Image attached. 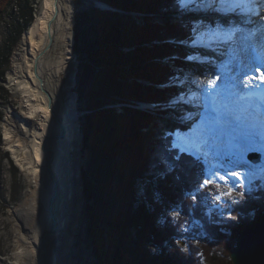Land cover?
<instances>
[{
	"label": "trees",
	"instance_id": "16d2710c",
	"mask_svg": "<svg viewBox=\"0 0 264 264\" xmlns=\"http://www.w3.org/2000/svg\"><path fill=\"white\" fill-rule=\"evenodd\" d=\"M101 1L116 11L79 12L74 30L78 92L90 111L84 115L83 149L90 156L83 177L85 194L92 200L89 230L99 263L203 264L204 259L211 264H233L230 254L238 234L264 216V188L234 204L238 222L233 217L224 220L232 232L220 233V218L209 221L206 207L189 193L205 178L201 161L175 148L170 139H157L153 148L145 147L149 138L143 128L154 119L146 111L123 106L124 112L118 114L107 107L121 101L131 104L132 98L155 102L174 95L173 90L160 91L154 84L174 75L160 61L190 66L182 44L191 38V26L152 24L146 18L138 24L117 10L172 11L181 8L180 0ZM13 5L19 6L21 16L0 46V90L12 52L34 17L32 0H0V26ZM126 47L131 51H124ZM171 205L183 208L185 220L197 226L194 233H207V244L196 246L187 240L189 248L183 249L180 240L188 233L183 231V221L176 225L167 218L164 211ZM239 211L244 218L237 215Z\"/></svg>",
	"mask_w": 264,
	"mask_h": 264
},
{
	"label": "bare ground",
	"instance_id": "6f19581e",
	"mask_svg": "<svg viewBox=\"0 0 264 264\" xmlns=\"http://www.w3.org/2000/svg\"><path fill=\"white\" fill-rule=\"evenodd\" d=\"M197 1L199 0H195L194 3L192 0L183 1L186 8L181 11L182 19L195 21V16L192 15L193 11L189 7L195 6L199 10L200 5L197 4ZM217 1L215 0L214 3L213 0H209L213 5H216ZM33 2L35 5L34 17L14 48L12 63L7 75L8 80L6 79L7 87L11 89L21 108L19 112L9 111L7 114L4 121L5 145L7 150L12 153L15 164L29 181L27 195H24L25 198L10 210V217L15 221L17 228L16 247L10 264H73L68 256L80 211L76 207V203L80 193L78 174L80 173V153H82L81 116L75 95H73L76 69L73 64L71 48L76 10L74 0H34ZM177 20L174 19V22ZM196 20L199 33L201 35L204 33L206 36L200 35L197 41L190 42V44H197L194 47L210 54L212 61H209V55L208 58L203 56H200V59L196 58L197 63L201 61V71L203 69L207 75L205 79H201L202 77L199 79L194 75L189 76V73L188 76L177 75V82L182 88H185L183 89L186 91L184 94L189 98L185 100L194 98L195 104L192 103L194 106H189V108H196L201 102L198 100V93L202 88L201 85H204V80L209 79V84H212L213 81L218 82L227 98L231 96L232 84L239 86L242 83V79L238 81L233 75L235 71L231 70L236 65L238 66L234 60L236 59L235 53L231 55L224 45L215 44L220 40L205 33L212 28L211 23L207 25L208 23L202 16ZM216 23L221 26L220 21L213 20V26ZM234 26L232 23L230 27ZM208 37L214 42L212 43ZM190 39H194V37ZM221 52L226 54L223 56ZM214 53L215 55H213ZM203 60L205 61L204 67L202 66ZM206 62L209 65H206ZM170 64L174 69L177 61ZM195 70L197 69L192 72L194 71V74L197 75ZM174 71L177 73V70L174 69ZM237 73H241L240 70ZM170 97H173V94ZM228 100L223 101L221 105H226ZM158 106H162V110L159 111L157 108L156 112L162 115L167 114L170 117L168 118L169 124L173 122L172 125L175 126L183 122L184 126L175 128L176 131L183 134V144L188 141L191 144L190 141H194L192 146L195 148V153L198 154L202 151L206 158L208 157L206 151L210 154L216 152L222 157L230 152L236 158L240 151L241 154L245 153L241 156L243 161L246 152L250 151L249 148L255 146L254 136L258 141L262 140L255 133L244 134V127L250 126L246 114L241 113L240 115L242 126L239 129H233L230 127L232 117L223 115L225 118L223 121L219 117V111H215L213 117L207 111L199 121L202 125L196 129L198 133L196 134L194 128L193 134H186V130L191 129V121L184 122L182 117L178 118L177 115H180L179 111H186L185 109L188 107L173 101L167 105L166 109L163 104H158ZM112 109L114 110V108ZM192 111L190 109L189 112ZM189 112L186 114H191ZM262 122L264 119L256 116L251 119L250 128H255V132H264ZM200 132L211 134L208 139L212 142L211 145L204 146L203 143L199 145L198 137L202 136ZM149 133L146 135L148 136ZM150 136L151 134L145 141V147H150L153 143ZM167 136L168 133H165L163 138L165 139ZM219 140H223L224 143ZM45 142L49 151L42 148ZM240 143L245 144L248 148L241 147ZM149 144L151 145L149 146ZM198 145L202 147L200 152ZM51 151L54 153V159L50 165V171L47 165L52 156ZM260 153L261 161L259 163L251 162L254 169H250L244 162L238 163V167L250 170V175L264 177L263 147ZM209 162L215 163L216 159L211 156ZM235 166L237 167L236 164ZM220 167V170L225 169L224 166ZM234 179L237 177L234 176ZM256 179L259 178L255 177L251 180ZM54 194H56V198L51 207L50 199ZM205 211V217L209 221L212 220L213 215L207 207L204 214ZM52 214L54 218H52ZM230 214L232 215L233 211L230 210ZM44 236L47 237L45 244L43 243Z\"/></svg>",
	"mask_w": 264,
	"mask_h": 264
},
{
	"label": "rangeland",
	"instance_id": "374dc122",
	"mask_svg": "<svg viewBox=\"0 0 264 264\" xmlns=\"http://www.w3.org/2000/svg\"><path fill=\"white\" fill-rule=\"evenodd\" d=\"M34 0H32L33 2ZM101 1V0H99ZM184 0H180L181 2V8L176 9L177 14L175 10H168L164 8L163 10H157L156 8L151 9L150 11H147V14H142L144 10H132V11H121L120 14H125V16H130L132 19L136 20L138 24H140V20H144L145 18L150 23H159L161 25L170 23H175L174 19H177L181 15V11H183L185 7ZM103 2V1H102ZM106 3V2H104ZM107 4V3H106ZM34 5V2H33ZM35 6V5H34ZM74 6H75V16L79 12H83L85 10L89 11L93 8L101 9L103 11H116L111 5H106V8H98L96 6V0H74ZM183 7V8H182ZM169 12V13H168ZM175 12V15L173 14ZM145 15V16H138V15ZM21 16V11L19 10V6L13 5L8 13L5 15L4 20L0 26V46L4 45L5 40L10 34V29L14 27L15 24H17L18 19ZM203 18H207L208 20L209 16H203ZM190 22H187L190 24L191 27L197 28V24L194 22V20H190ZM76 22V21H75ZM184 22L183 20H177L176 23ZM211 22H208L207 25H209ZM194 24V25H193ZM189 26V27H190ZM192 30L193 36L195 41L198 40V37L200 36L198 28L195 31ZM75 23H74V29H73V39L71 43V48L73 52V64L75 65V84L73 86V95H75V101L78 106V111L81 113L80 118V131H81V143L83 146V143L85 142L84 139V115L89 110L85 109V103L86 100L84 98H80L79 92H78V80H77V73H78V62L79 57L74 51V43H75ZM20 40V39H19ZM188 40V39H187ZM169 43H174L173 41H170ZM175 44V43H174ZM183 47H185V54H187V59L185 60L187 64H189L190 68L189 76H196L197 78L202 77L201 79H205L207 75L205 74V71L202 69L201 71V61L197 63L196 58L200 59V56H203L205 58H208L209 55V61L211 60V55L206 54V51L199 50L198 48L194 47L190 44L189 41H185V44H182ZM16 47V46H15ZM228 50V49H227ZM14 51V50H13ZM126 52H130V47H126L124 49ZM205 52V53H204ZM231 55H234L235 52L228 51ZM13 53V52H12ZM226 53L221 52V55H225ZM215 55V53L213 54ZM191 57V59H189ZM12 60V55H11ZM212 61V60H211ZM222 61V60H221ZM161 64L166 68H172L173 65L170 64L168 60L160 61ZM204 60L202 62V66L204 67ZM10 64L8 65L6 69V79L8 80V70L10 69ZM206 65H209L208 62H206ZM219 65V64H217ZM193 68H196L194 74ZM181 71V70H180ZM182 72V71H181ZM181 76L183 74L174 72V75L171 83L167 84L168 88L172 87L173 83H176L178 76ZM188 76V74H187ZM204 83H207L206 80H204ZM3 89L0 90V264H10L12 261L13 252L15 250V244H16V238H17V228L15 221L10 217V210L11 208L17 206L27 195L28 189H29V181L27 177L22 173L21 169L18 167V165L15 164V160L13 158V155L10 151L7 150L5 145V135H4V121L7 117V114L9 111H20V104L18 101L14 98L11 89H9L6 85V80L2 83ZM163 85V82L155 83L154 87L155 89L163 88L161 87ZM77 94V95H76ZM180 94H176L175 97H170V100L166 102V104L170 103V101H173L178 98ZM130 99V98H129ZM127 98V101L131 100V104L133 108H139L140 110L147 111L148 114L152 115L154 119L152 122L145 126L143 128L144 133L153 132L151 134L150 139L153 140L152 145L153 148L154 144L157 139H163V131H166L167 127L170 128L171 124L169 119V116L167 114L162 115L157 111V108L159 111L162 110V106H156L155 102H147L144 100H137V99H130ZM167 99L159 100L162 103L165 104V101ZM144 103L147 104L145 109L140 108L139 104ZM123 106H127V102L120 103H113L109 105V108H115L118 112V114L123 113L124 109ZM165 106V105H164ZM151 107V108H148ZM176 108V107H175ZM163 113V112H162ZM167 125V126H166ZM169 125V126H168ZM178 126H182L181 123L177 124ZM165 127V128H164ZM179 129V128H178ZM161 130V131H160ZM169 131V129L167 130ZM178 135L181 133L177 132ZM149 138V135L147 136ZM81 146L80 153V163H79V198L76 203V207H78L79 211V217H78V223L76 224V230L74 232V237L72 238V244L70 247V255L69 260L72 261L73 264H100L93 247V241L92 237L90 235V227H91V217H90V205L92 204V200L86 196L85 194V182L83 177V172L85 170L86 172V165L89 160L90 153L87 150H84ZM174 147H178V143H174ZM149 148V147H147ZM146 148V149H147ZM178 149V148H177ZM239 151V150H238ZM205 153L208 154L209 158H206L204 156V159H200L201 163L204 166V172H205V178L203 179V182L199 186H195L191 189L190 196L193 201L199 202L203 207H207V209L214 214L215 216L219 217L222 221L221 226L219 227V232L222 234H231L232 230L228 227L225 228L224 224H226L225 221L231 220L233 218L237 219V216L233 213L230 214V210L233 211L235 208L236 203L242 201L246 195L252 194L253 191L258 190L259 188H264V177L262 176H256L255 174H249L251 173L250 170L244 168V167H238L241 163V156L245 155L241 154L240 151L237 154V158L230 157L232 163L228 161V159H225L221 155L215 153H211L206 151ZM230 152H228L229 154ZM213 156L216 159V162L213 163V165L209 162L210 157ZM224 163V164H223ZM239 163V164H238ZM237 165V167L235 166ZM224 166V170H220L221 167ZM220 168V169H219ZM234 173H237L238 175H234ZM234 176L237 177V179H234ZM255 177L259 178V183L253 184V185H247L245 182L247 180L255 179ZM240 186V188H239ZM202 192L203 195H202ZM229 193H231L229 195ZM25 195V196H24ZM259 209V208H258ZM217 210V211H215ZM183 208L180 206L178 207H172V205L167 208L164 212L167 215V218L173 221L174 224L178 225L183 221V231L188 235L185 236L183 239H181L180 245L183 247V249L189 248L187 240L192 244H195L196 246H201L202 244H207L204 239H210L207 236V233H194L193 228H197V226L192 223L189 224L188 220H185V214L183 212ZM221 212V213H219ZM256 212V209H252L249 211L251 216H253ZM206 215V211H205ZM238 216L244 218L245 214L242 212H238ZM233 217V218H232ZM219 220V221H220ZM225 220V221H224ZM224 222V223H223ZM238 222V219L236 220ZM193 229V230H192ZM207 237V238H206ZM151 248V247H149ZM203 264H211L210 262L203 259Z\"/></svg>",
	"mask_w": 264,
	"mask_h": 264
},
{
	"label": "water",
	"instance_id": "95a60500",
	"mask_svg": "<svg viewBox=\"0 0 264 264\" xmlns=\"http://www.w3.org/2000/svg\"><path fill=\"white\" fill-rule=\"evenodd\" d=\"M106 3L96 0L98 8H106ZM77 95V94H76ZM81 115V113H79ZM43 150H50L43 143ZM48 162V169L51 171V163L54 159V153ZM250 159L253 163H259L261 156L259 153H251ZM56 198V194L50 199L52 204ZM52 218H54L52 214ZM56 223V221H54ZM46 236H44L43 243L45 244ZM230 258L233 264H264V216L256 223L246 226L237 236L236 244L231 251Z\"/></svg>",
	"mask_w": 264,
	"mask_h": 264
},
{
	"label": "snow or ice",
	"instance_id": "6c2138e0",
	"mask_svg": "<svg viewBox=\"0 0 264 264\" xmlns=\"http://www.w3.org/2000/svg\"><path fill=\"white\" fill-rule=\"evenodd\" d=\"M192 2L194 3L195 0H192ZM213 2L215 3V0H213ZM218 2L223 6V5H226V4H234L235 5V8H233L232 12H233V15H236V12L237 10L241 7V3L243 2V0H218ZM189 59H191V57H189ZM258 72H260V76H259V79L261 81H264V69H257ZM213 83H215L213 81ZM234 175H238L237 173H234ZM231 193H229L230 195Z\"/></svg>",
	"mask_w": 264,
	"mask_h": 264
}]
</instances>
